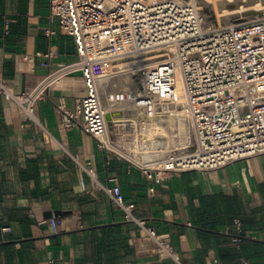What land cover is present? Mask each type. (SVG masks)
Instances as JSON below:
<instances>
[{
  "label": "crops",
  "instance_id": "1",
  "mask_svg": "<svg viewBox=\"0 0 264 264\" xmlns=\"http://www.w3.org/2000/svg\"><path fill=\"white\" fill-rule=\"evenodd\" d=\"M48 14V0H0V79L15 93L76 57L72 37ZM48 27L55 31L49 37ZM48 49L49 69L33 56ZM83 95L80 74L65 76L34 103L35 119L0 95V264H173L121 219L80 168L88 162L98 183L116 178L136 215L168 233L185 264H241L240 257L264 264V154L171 172L154 184L78 125H63L62 109L72 110ZM55 210L70 213L57 216L53 232L47 213ZM235 218L242 223L239 244L230 236Z\"/></svg>",
  "mask_w": 264,
  "mask_h": 264
},
{
  "label": "built area",
  "instance_id": "2",
  "mask_svg": "<svg viewBox=\"0 0 264 264\" xmlns=\"http://www.w3.org/2000/svg\"><path fill=\"white\" fill-rule=\"evenodd\" d=\"M49 20L72 37L76 57L60 64L29 91L13 92L0 79V95L35 119L34 103L61 78L79 73L84 95L72 110L63 108V125H78L101 148L125 159L148 180L160 184L171 172L211 170L242 158L264 154V17L238 23L206 21L195 0H48ZM55 33L44 29L46 36ZM51 49L33 56L44 58L49 69ZM144 55V56H143ZM33 56H26L28 61ZM142 56L143 74L129 94L134 120L144 125L158 117H184L192 127L181 153H168L155 164L132 160L135 137L126 139L124 106L103 104L100 75L112 73L117 62ZM145 57H153L146 60ZM119 112V114L113 112ZM107 113L112 116L107 119ZM131 141V147L125 143ZM139 160V159H137ZM109 161L106 160L105 164ZM107 196L124 222L158 259L185 264L168 233H158L147 219L136 215L135 204L124 199L115 177L98 183L88 162L79 164ZM147 192H154L153 186ZM57 231L60 219L47 220ZM232 242L243 240L242 223L233 219ZM241 264L248 261L240 257ZM214 264H219L214 260Z\"/></svg>",
  "mask_w": 264,
  "mask_h": 264
},
{
  "label": "bare ground",
  "instance_id": "3",
  "mask_svg": "<svg viewBox=\"0 0 264 264\" xmlns=\"http://www.w3.org/2000/svg\"><path fill=\"white\" fill-rule=\"evenodd\" d=\"M198 3L200 4L203 11V16L205 18L211 17V19H214V22H217L218 24L220 22L216 20V17H218L217 9L218 12H222L223 15L239 13L243 10H248L250 13L254 14L264 12V0H198ZM231 21L233 20L231 19ZM141 58L143 57L136 56L134 58H125L120 60L117 62V65L114 66L115 70H113L112 73L102 74L99 77V89L106 88V92L112 88L116 89V91H121V96L123 95L122 98L114 97L111 100L112 102H117L124 106L120 110L132 109L129 106L131 103L129 94L133 93L137 88L135 79L141 77L143 74L144 67L141 66L143 64L141 62ZM152 58L153 57H145L146 60ZM125 86H127V88L130 87V91L129 89L128 91L124 90ZM107 97H110V95ZM105 103L107 104L108 102ZM110 116L111 114L108 113L107 117ZM173 118L175 117H158L147 124L139 125V133L142 136H148L149 138H144V141L141 142L142 153L144 154L138 155V157H136L139 160L131 157L132 160L138 163H147L152 165L163 160V157L168 153L182 152L183 147L181 144L183 142L180 143V139L189 141L192 135V127L188 137V134L185 133V131L183 132V130L186 128L184 126V121L182 120L184 118L177 117L174 120Z\"/></svg>",
  "mask_w": 264,
  "mask_h": 264
},
{
  "label": "rangeland",
  "instance_id": "4",
  "mask_svg": "<svg viewBox=\"0 0 264 264\" xmlns=\"http://www.w3.org/2000/svg\"><path fill=\"white\" fill-rule=\"evenodd\" d=\"M196 1V3H197V5L200 7V11H201V6H200V4L198 3V0H195ZM200 1H203V0H200ZM211 2V1H210ZM202 4V3H201ZM242 11V10H241ZM260 14V15H259ZM217 16L218 17H216V20H218L220 23H222V21H223V23L222 24H224V23H227V22H232L231 21V19L233 20V21H235V20H241V21H247V20H252V19H256V18H262V17H264V12H261V13H250V11H248V10H243L242 12H239V13H234V14H226V15H223V13L222 12H218V9H217ZM228 20H230V21H228ZM219 23V24H220ZM99 89V88H98ZM128 89H129V91H130V87H128L127 88V86H125V89L124 90H126V91H128ZM99 91H100V93H101V95H102V98H103V103L106 105V103L105 102H108V99H110V101L115 97H119V98H122V96H121V91H116V89H114V88H112V89H109L107 92H106V88H100L99 89ZM116 91V92H115ZM115 94V95H114ZM108 95H110V97H107ZM120 95V96H119ZM112 102V101H111ZM108 104V103H107ZM115 113H118L119 114V112H114L113 114H115ZM121 115H123L124 114V116H121L122 118L123 117H127V118H123L122 120L124 121V123L128 126V131L129 132H127L126 133V135H125V138L126 139H129V140H131V138H133V137H135V140L137 141V144H138V149L140 150V151H137V150H133V158H136V157H138V155H142V154H144V153H142V148H141V142H143L144 141V138H146V139H148L149 137L148 136H142L140 133H139V131H138V129H139V124L137 123V121L136 120H134L132 117H134L135 115V113L133 112V109H127V110H121ZM111 114V113H110ZM175 118H177V117H175ZM175 118H173V120L175 119ZM182 118H184V117H182ZM183 121H184V126L186 127L184 130H183V132L185 131V133H187L188 135V137H189V135H190V132H191V126H190V123H189V121H188V119H186V118H184V119H182ZM188 127V128H187ZM188 129V130H187ZM153 130V129H152ZM187 131V132H186ZM185 139H180V143H185ZM131 141H128V142H126L125 143V146L126 147H131ZM183 143L181 144V145H183ZM137 159V158H136Z\"/></svg>",
  "mask_w": 264,
  "mask_h": 264
},
{
  "label": "water",
  "instance_id": "5",
  "mask_svg": "<svg viewBox=\"0 0 264 264\" xmlns=\"http://www.w3.org/2000/svg\"><path fill=\"white\" fill-rule=\"evenodd\" d=\"M200 12L203 14L202 9H201ZM204 18H205V17H204ZM205 20H206V21H210V22H211L212 24H214V25L217 24V22H214V19H211V17H206ZM240 21H241V20L239 19V20H235V21L227 22V23H238V22H240ZM213 22H214V23H213ZM224 24H225V23H224ZM107 114H108V113H107ZM117 114H118V113H117ZM111 116H112V114H111ZM111 116H110V117H111ZM110 117H107V115H106V118H107V119H109ZM68 213H70V211L55 210V211H52V212L47 213V217H51V216L57 217V216H62V215L68 214Z\"/></svg>",
  "mask_w": 264,
  "mask_h": 264
}]
</instances>
